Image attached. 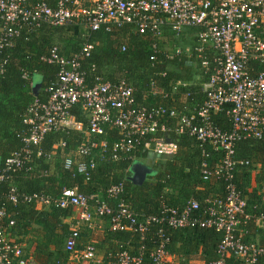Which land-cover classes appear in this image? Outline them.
Returning a JSON list of instances; mask_svg holds the SVG:
<instances>
[{
  "label": "built area",
  "instance_id": "1",
  "mask_svg": "<svg viewBox=\"0 0 264 264\" xmlns=\"http://www.w3.org/2000/svg\"><path fill=\"white\" fill-rule=\"evenodd\" d=\"M0 17L3 23L0 75L7 63L3 50L23 34L30 36L44 26L75 25L82 29L84 39L81 50L70 57L63 55L57 45L42 57L45 62L59 66L58 79L46 88V101L36 98L28 108L24 147L7 159L0 171V184L12 180L13 172L32 161L34 147L48 133L84 129V123L72 113L78 104L88 118L89 138L77 150L88 158L76 163L68 157L67 169L75 166L79 174L90 179L97 167L93 151L97 147L103 152L111 150L113 160L138 148L171 157L177 154L179 141L170 135L188 134L202 150V174L228 182L227 195L207 199L208 205L203 209L198 200L190 199L183 206L163 205L160 216L145 217L127 204L123 183L109 187L106 197L100 193L86 194L77 187H66L57 197L45 193L20 194L11 185L7 198L14 205L19 200L37 201L41 207L77 209L66 240V250L70 252L68 264L96 261L95 242H86L81 235L82 223L90 224L96 217H108L112 230L137 233L142 239L153 223L171 229L214 227L223 233V238L218 246V258L211 264H227L231 256L254 264L264 256V245L244 241L242 234V225L247 222L264 226V210L258 215L247 213L246 198L234 183L235 167L251 164L249 160L234 158L236 142L264 138V0H0ZM125 25H132L142 33L149 32L155 39L163 35L165 27L180 37L187 29H199L194 48L175 45L173 51L165 49L164 53L170 57L195 51L209 75L203 88V102L186 103L181 108L162 103L141 104L125 78L105 81L97 77V82L89 85L82 60L95 48L93 36L97 32L112 33ZM157 46L155 42L156 51ZM159 93L174 100L172 92L159 90L152 80L148 94ZM225 106H229L226 111L231 123L229 129L215 120ZM170 119L175 122L171 123ZM107 129H117L121 135L111 145L107 140H98ZM213 150H222L224 154L210 166L208 159ZM15 224V218L0 199V264H38L33 256H22L24 245L9 231ZM157 235V245L149 256L151 262L146 260L145 249L133 253L121 243L109 252L110 263L171 264L175 255L167 249L170 237L163 229Z\"/></svg>",
  "mask_w": 264,
  "mask_h": 264
},
{
  "label": "trees",
  "instance_id": "2",
  "mask_svg": "<svg viewBox=\"0 0 264 264\" xmlns=\"http://www.w3.org/2000/svg\"><path fill=\"white\" fill-rule=\"evenodd\" d=\"M2 24L0 17V34ZM198 31L197 28L186 31L188 35L195 37L194 41L189 39L192 41V48L198 44ZM82 33V29L75 25L44 26L30 36L23 34L11 47L3 50L7 63L5 72L0 75V171L7 159L24 147V138L28 134V126L24 120L28 108L36 98L46 101V88L58 79L59 66L45 62L42 57L49 54L54 45H57L65 56L70 57L78 53L84 42ZM185 35L181 40L175 41L173 31L165 27L163 35L155 39L151 33H142L132 25H125L112 33H95L92 38L95 48L89 57L82 60L89 85L97 82V77L105 81L125 78L134 88L136 99L141 104L162 103L181 108L186 103L203 102V88L209 75L205 73L195 51H192V54H173L170 57L164 53L172 37L174 41L169 46L171 51L175 45L188 47L189 42L184 44ZM155 42L158 45L157 51ZM124 45L125 50L122 49ZM26 73L28 77H25ZM35 74H39L42 81L38 96L33 88L36 82ZM152 80H155L159 90L172 92L174 100L164 98L160 93L155 96L148 94ZM228 107H223L215 116L216 122L224 129L231 126L226 115ZM72 113L84 123L82 131L48 133L43 141L34 147L32 161L22 170L13 172L12 180L0 184L1 202L16 220V224L9 228L11 236L20 242L25 237L35 239L23 249V257L29 256V251L34 245L32 255L38 264H68L70 252L66 250V240L71 234V224L64 222V219L74 212L72 208L65 209L56 205L41 207L37 201L24 203L19 200L14 205L7 198L11 185H15L20 194L45 193L57 197L64 188L77 187L86 194L100 193L106 197L109 187L123 183V197L130 208L142 217L160 216L163 213V205L183 206L190 199L198 200L203 209L208 205L207 199L227 195V181L202 174V150L197 140L188 134L178 137L175 134L170 135L179 141L177 154L165 157L166 160L160 164L156 163L153 171L144 180L134 179L132 171L136 161L150 157L151 152L143 148H138L130 154H122L120 159L113 160L110 158L111 150L103 152L97 147L93 150L97 167L90 179L79 174L75 166L67 169L65 160L68 157H72L76 163L88 158L80 155L77 150L89 138L88 118L81 104L73 107ZM169 121L175 122L174 119ZM120 137L117 129H107V133L98 136V140H107L111 145ZM61 142L64 144H60ZM223 154L222 150L211 151L208 159L210 166L220 161ZM234 158L249 160L251 163L238 164L235 167L234 183L246 198V212L258 215L264 210V138L237 141ZM106 218L110 226L106 237L115 241L111 251L119 248L121 243L133 253L143 248L147 262H151L150 253L159 239L157 232L163 229L170 237L168 251L183 264H211L218 258V246L223 233L214 227L171 229L162 223H153L142 239L137 233L112 230L110 219ZM242 226L249 229L256 224L250 221ZM259 230L263 237L260 244L264 245V226ZM243 239L247 242L253 241L250 235H243ZM104 259V264H111L109 253H106ZM227 264L246 263L239 257L231 256L227 259ZM254 264H264V256H260Z\"/></svg>",
  "mask_w": 264,
  "mask_h": 264
},
{
  "label": "crops",
  "instance_id": "3",
  "mask_svg": "<svg viewBox=\"0 0 264 264\" xmlns=\"http://www.w3.org/2000/svg\"><path fill=\"white\" fill-rule=\"evenodd\" d=\"M73 212L74 213L71 216H68L64 219V222L71 224L74 221V218H76V216H77V209L73 210ZM85 227L87 228V231L92 235L91 238L94 237V238H92V240L90 238L84 237L83 232H82V228H85ZM109 229H110L109 221L106 217H103V218L96 217L92 223L89 224V223L84 222L81 225V233H82V238L84 241H86V242H88V241L92 242L93 241V242H95V244H96V241H99V244H101V245L96 244L97 252H99V251L104 252L103 259L98 261V259L96 257V261L100 262V264H104V261H105L104 258H105L106 253H109L112 249V246L115 244V241L112 240L113 241L112 242L111 240H108L109 237H106V235H108V233H109ZM259 229H261V227L258 226L257 224L255 227H252V228L249 227V229H248V227H246L244 229L242 226V234L244 236L250 235L251 237H253V241H249V242L260 243L261 242L260 240L263 237H262V235H261L262 233ZM100 236L103 239L100 240L99 239V238H101ZM33 240L35 241V239L32 237L23 238L21 240V242L24 245V249H26L28 247V245L31 243V241H33ZM33 250H34V245L31 247V250L29 251L30 252L29 256H33L32 255ZM197 261L198 260H193V262H197ZM90 263L85 262L84 264H90ZM172 263L183 264L180 260H177L176 257L173 258Z\"/></svg>",
  "mask_w": 264,
  "mask_h": 264
},
{
  "label": "rangeland",
  "instance_id": "4",
  "mask_svg": "<svg viewBox=\"0 0 264 264\" xmlns=\"http://www.w3.org/2000/svg\"><path fill=\"white\" fill-rule=\"evenodd\" d=\"M187 30H189V29H187ZM186 30V31H187ZM186 31L182 34V37H183V35H185V34H187L186 33ZM182 37H180V36H175V41H177V40H181L182 39ZM185 41H184V44H186L187 42H189V44H188V46H191L190 45V43H192V41H194V39H195V37L194 36H192V35H185ZM177 39V40H176ZM189 39H192V41L191 40H189ZM58 40V39H57ZM56 40V41H57ZM173 41H174V37H172L171 39H169V43H168V49H171L169 46H171L170 44H172L173 43ZM58 43V42H57ZM34 79H35V81L37 82L38 80H40V75L39 74H35L34 75ZM159 157H161V156H159V155H157L156 153H150V157H148V158H143L142 159V161L144 162V163H146V164H148V165H150V167H152V169H154L155 168V164L157 163V164H160L161 162H163V161H165L166 159H165V157H161V158H159ZM82 232H83V235H84V237L85 238H90L91 240H92V238H94V237H92L91 238V234L87 231V228L85 227V228H82ZM101 237V236H100ZM100 240L101 239H103L102 237L101 238H99ZM95 240V239H94ZM96 241V240H95ZM96 244H98V245H101V244H99V241H96ZM103 245V244H102ZM103 255H104V252H102V251H99V252H97V259H98V261L99 260H101V259H103ZM90 264H100V262H97V261H95V262H91Z\"/></svg>",
  "mask_w": 264,
  "mask_h": 264
},
{
  "label": "water",
  "instance_id": "5",
  "mask_svg": "<svg viewBox=\"0 0 264 264\" xmlns=\"http://www.w3.org/2000/svg\"><path fill=\"white\" fill-rule=\"evenodd\" d=\"M41 86H42V81L39 80L37 81L36 83H34V92H35V95L38 96L39 94V91L41 89ZM152 168L147 165L146 163L142 162V161H136L133 166H132V171H133V177L134 179L136 180H144L147 176V174L151 173Z\"/></svg>",
  "mask_w": 264,
  "mask_h": 264
},
{
  "label": "flooded vegetation",
  "instance_id": "6",
  "mask_svg": "<svg viewBox=\"0 0 264 264\" xmlns=\"http://www.w3.org/2000/svg\"><path fill=\"white\" fill-rule=\"evenodd\" d=\"M151 170L153 171V169H151ZM148 174H149V173H148ZM148 174H147V175H148Z\"/></svg>",
  "mask_w": 264,
  "mask_h": 264
}]
</instances>
